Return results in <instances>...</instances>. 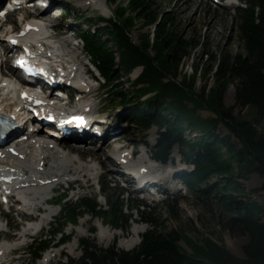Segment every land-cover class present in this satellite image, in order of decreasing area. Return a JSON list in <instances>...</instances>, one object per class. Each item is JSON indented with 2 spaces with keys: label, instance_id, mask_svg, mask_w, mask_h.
<instances>
[{
  "label": "trees",
  "instance_id": "16d2710c",
  "mask_svg": "<svg viewBox=\"0 0 264 264\" xmlns=\"http://www.w3.org/2000/svg\"><path fill=\"white\" fill-rule=\"evenodd\" d=\"M243 3L245 6L237 11L241 49L204 52L207 62L192 64V74L183 72L185 59L202 43L185 38L173 10L163 11L159 18L154 0L121 2L114 16L99 17L101 22L93 30L81 29L80 35L107 82L108 92L123 105L131 101L136 105L131 121L142 130L158 126L157 157L166 161L175 145L188 148L187 161L194 164V170L185 177L186 183L198 199L218 203L226 215L222 224L225 230L249 236L243 247L245 257H236L210 237L200 244L182 229L162 232L157 228L159 220L154 211H141L137 205L144 222L153 227L143 234L137 249L116 251L112 247L98 253L93 242L83 239L85 256L70 264H264V206L252 197L258 191L264 192V133L259 125L264 118V0ZM79 17L92 22L85 13ZM138 20L144 26L155 25L153 38L151 32H146L139 42L134 41L131 30ZM138 66L142 67L141 74L131 88H125L123 75ZM166 77L170 79L164 81ZM199 77H213L214 85L208 93L205 88L195 91ZM230 84L235 87L237 106L256 108L253 119H239L224 103ZM147 92L156 93L145 102L139 101L137 94ZM205 110L213 115L201 116L200 111ZM220 124L228 134L217 132ZM188 130L204 136L188 138ZM233 136L237 141L231 140ZM250 173L262 176L263 182L258 189L246 191L239 179ZM214 176L218 180L210 182ZM178 203L170 198L165 202L168 214L174 218L178 217ZM125 208L119 196L108 200L107 208L87 198L64 213L76 221L79 213L92 211L111 225L125 228L132 218ZM182 239L191 253L180 245ZM47 245L43 241L36 252Z\"/></svg>",
  "mask_w": 264,
  "mask_h": 264
},
{
  "label": "rangeland",
  "instance_id": "374dc122",
  "mask_svg": "<svg viewBox=\"0 0 264 264\" xmlns=\"http://www.w3.org/2000/svg\"><path fill=\"white\" fill-rule=\"evenodd\" d=\"M99 2L102 5H106L108 11L98 10L97 5L94 4L88 6L86 4V1L84 0H66L62 3H57V10L49 9L47 11V14H50L51 16L47 15V18L50 21L53 20V24L60 25L61 31L65 35L62 36L61 39L64 38L68 43V37L70 35L73 36L74 33L78 35L77 31L74 32L76 27L74 26L75 24L71 23L72 19L75 18V15H77L78 13L85 11L87 14L93 17L94 21L97 19V16H103V14L106 16L111 15V11L115 7V4H109L108 0H99ZM154 2L156 3L155 11L157 12V14H160L163 11L165 12L171 10L176 13L175 16L177 19V24L183 31L186 39L194 38L195 40L202 43V46H198L192 52V55L189 58L185 59L186 63L184 65V71H187L188 74H192V70L190 68L192 64L204 65V63L207 62L205 54L203 55L204 52H219L221 50L238 51L241 49L240 40L238 37L239 30L237 17V9L239 5H241V2L234 4L230 8L225 6H218L216 4H213L209 0H154ZM68 11L71 12L70 15L67 14ZM61 14H66L67 19L64 20V17H61ZM150 31H152V26H144L142 24V20H138L135 27L131 30V35L134 41L139 42L140 36L143 33ZM78 41L80 42L79 48L69 46L67 50L69 51L70 56H78L79 60H81L82 63H86L88 62L90 55L88 54V52H86V50L82 52L83 42H81V39H79ZM91 67L93 68V74H98L95 67L93 65H91ZM128 76L130 81H132L135 77V72H132ZM178 78L180 79V77ZM130 81L125 84L126 87L129 86ZM97 83H100V81L95 82V84ZM213 85V77L206 79L203 77H199L197 79L195 91L200 92L203 88H205L206 93H208ZM95 96L96 100L98 99V101H100V105L104 107L105 112H109L107 110L108 108L115 107V110L113 113H111V115L118 116V114L124 112L128 113L131 109V106H127L123 110L118 100L110 101L111 98L114 99L116 96L114 94H105L103 88L101 90L99 89L98 93ZM224 103L226 104V106L233 108V112L238 115L239 119L251 120L257 113L256 108L253 106L249 108H242L236 105L234 84L229 85L224 97ZM200 115L203 117H209L212 114L211 112L205 110L201 111ZM259 125L260 128L264 130V118ZM122 126L125 125L123 124ZM152 130L153 128H151L146 134H144L145 137H143V133H141V131L129 126L128 130L122 132L118 136V139L121 140V143L128 144L129 147H132V143H135V148L140 150L143 148L142 144L139 143L140 139L146 140L148 144L151 142L153 143V139L156 138V128L154 129V131ZM217 132L220 135L228 134L227 129L222 124L219 125ZM196 134L199 133L194 132L191 136V134L187 132L186 136L193 137ZM231 140L234 142L237 141L234 136ZM149 149L150 153L154 154V151L152 150L153 148ZM183 151L188 152V149L175 146L172 151L171 158L174 161H179L181 158H183ZM102 152L103 151H93L87 155L83 154L82 152L78 153H80L81 157H84L86 160L90 159V157H93L92 159L99 160L101 161V163L105 164V162H107V157H105L104 153ZM185 168L190 171L192 165L186 163ZM109 178V174H106L104 176V185L103 187L101 186V189H99V186L96 182L93 185H91V183L89 184V186H85L82 188H78V185H76L74 191L67 192L65 201L72 204H69V206L76 205L79 202V200H77V194L78 192H80L85 195L84 197L96 198L98 203L104 207L107 206L106 197L110 199L111 197L117 196H120V199L124 200V202L129 207H134L137 203V198L140 197H138L137 194H127L122 189V184L121 186H115V183L109 181ZM214 180H216V178L212 181ZM240 181L243 183L246 191H252L254 189H258L262 185L263 177L257 173H250L247 174L246 178H241ZM171 185L172 183L168 182L162 188V197L166 198L168 195L169 197H175L179 201L176 209L178 217L174 218L168 214V211L163 205L164 201H160L155 204L153 203L151 204V209L145 210V212L154 211L156 218L159 220L157 228L162 232L182 229L191 239L200 244H203L205 238L212 237V239L217 241L218 244L223 245L230 253H232L236 257L243 258V247L248 243L249 236L247 234H231L228 230L224 229L222 224L225 223L226 215L222 208L218 205V203L211 202L210 200L209 202H206L202 199H198L184 185H177V189H172ZM61 190H65V188H62ZM99 191H101V193ZM252 197L254 200L258 201L261 205L264 206L263 191L254 193ZM52 208L53 210L57 211L59 209V206L55 205ZM126 211L128 212L129 210L126 209ZM9 219V228L13 232V235L19 234L18 232L23 229L22 223L19 222L17 214H11ZM83 220H87L84 224V228L94 230L93 233L89 234V238L91 240H94L95 244H97L99 247H103L106 249L115 245L119 249L126 250L125 248L121 247V242L124 239L123 237H128V235L132 230H134L135 227H139L140 229H142V233H144L147 229L152 228L150 225L143 223L140 212L133 211L132 220L127 230H115L108 225L110 231L113 230L117 233H112L110 239L101 238L99 234V226L101 222L106 224V221H103L102 219L91 218V214L88 213L80 217L75 225L71 224V222H65L64 232L67 233L72 230L73 237L64 245L58 246L55 243L58 241L61 234H58L55 237L52 235L50 230L57 226L60 227V224L64 221L63 215L60 213L56 218H54V221L42 231V233L35 237V240L33 239L28 241L30 244H28L26 247H23L22 242L24 241L21 242L22 245L18 248L19 250L15 252L14 255L15 264H39L41 261V257H43L45 254H47L48 252H52V250L57 251L60 249H63V254H66L67 252H74V259H80V247L79 249L72 251L71 246L77 241V239L78 242L80 241V239H82L78 236V233L81 228V222ZM121 234H123L124 236H122ZM3 237L9 238V240L15 239V236L11 238L10 236H7V234L6 236L3 235ZM3 237H1L0 240L3 239ZM39 238H47L49 240L51 239V243L50 246L41 253L40 259H36V257L33 255L34 247L31 246V242H34ZM180 245L184 250L188 251V253H191L190 248L183 241H181ZM190 247L193 248V245L190 244ZM63 254L60 257L54 258V261L51 264H60L62 262H66L67 258ZM68 257L70 256L68 255ZM6 263H8V260L6 261Z\"/></svg>",
  "mask_w": 264,
  "mask_h": 264
},
{
  "label": "bare ground",
  "instance_id": "6f19581e",
  "mask_svg": "<svg viewBox=\"0 0 264 264\" xmlns=\"http://www.w3.org/2000/svg\"><path fill=\"white\" fill-rule=\"evenodd\" d=\"M52 10H55L54 6L52 5L50 7ZM49 10V9H48ZM48 10H46L45 12H47ZM108 11V10H107ZM47 15L51 16L50 14H44L43 17L46 18V20H49L47 18ZM50 21V20H49ZM5 25V24H4ZM2 25V27L4 26ZM41 25V24H40ZM5 41L2 37V35H0V43L3 44L2 42ZM58 49L52 48V52L53 53H57ZM74 65V63H73ZM3 73L6 76H10L12 73H14V69L9 67L5 70H3ZM1 82V80H0ZM3 82H6V84H9V86H14V83H12L10 80H3ZM84 82H87L86 79H84ZM15 89V87H14ZM5 90V89H4ZM2 95V94H0ZM14 93L13 90L11 89L8 93V96L4 99L2 98V96H0V106L3 107L4 109L9 108V105H13L10 104L11 102L14 101ZM94 105L92 104V107ZM154 131V129L152 130ZM121 132V130L119 131V133ZM117 133L115 135L114 138H116V136L119 134ZM156 133V130H155ZM56 136V135H54ZM113 138V139H114ZM112 139H109V141H107L106 143H103L101 145H98L95 151H104L105 147L110 146L112 144L113 141H111ZM41 142L39 141H33V139H29L27 141L21 142L18 144V148L20 150L21 153L24 154L23 158H14V157H9L4 159L3 161H0V166H11V167H21V165H18L19 163L24 164V168L23 170L26 169V175L28 176V181H30V185L31 187L28 189H25L29 194H28V199L27 202L30 203V210H33L36 214V211H41V207L42 204H44V201L50 202L49 200H47V194L49 193V188L44 186V187H39V180L37 182V178H39V176L36 175V173H32L29 172V169L34 168V164L35 162H40V161H45L46 163V167H45V172L46 175L47 174H52V177H65V176H75L77 178H82L83 177V182L85 184H88L89 180H87V176H93L94 179H98L99 180V184H101V180H100V175H99V170L96 167L97 165L95 163H97L98 165H103V163H101V161L99 160H87V161H79L81 158L80 155H76L74 150H71V148L67 151V153H59L56 149H51L50 146H41L40 144H38ZM80 143V142H77ZM64 143L61 144V146H63ZM65 145V144H64ZM72 146L77 147L79 146V144H72ZM73 149V147H72ZM123 148H119V154L123 152ZM146 153L149 154V150H147L145 153H141L139 156V159H143L146 160L147 156ZM112 158L108 157V160H111ZM15 162V163H14ZM144 166V164H140L139 168ZM112 167H110L109 169H111ZM11 171H9V175H6L8 177H10ZM71 174V175H70ZM49 177V176H47ZM95 180V181H96ZM42 183V182H41ZM37 188H36V186ZM178 187H174V189H177ZM53 213H55V211L52 209L50 210L49 213H47V215H45L42 220H48L49 216H51ZM4 216V212L1 211L0 209V230L2 229V217ZM87 220H83L81 222V228L80 231L84 228V224L86 223ZM40 222H36L35 224H32L34 226H31V224L29 225V227L25 228L24 230H22L21 232H19V234H17V238L15 239L14 242V249H18L22 243H21V239L23 238V235H25L28 231H32L33 233H35L36 231V226L39 225ZM36 225V226H35ZM32 227V228H31ZM31 229V230H30ZM142 229H140L139 227H135L134 230H132V233H130V235L128 237H126L125 239L122 240L121 242V247L126 248V249H133L135 247H137L140 243L141 240V234H142ZM103 235L101 238H106V239H110L111 234H116L117 232H112L110 230H103ZM3 232L0 231V238L3 236ZM0 244L2 245V247L0 249H3L5 254H7L8 248H7V244L5 242H0ZM75 245L71 246V249L73 251ZM71 253V252H70ZM51 254L48 253L46 257H48ZM50 257H48L49 259ZM47 259V260H48ZM8 259L6 258V261ZM46 260V261H47ZM6 261L4 263H6ZM45 260H43V262H41V264H47ZM2 263V264H4Z\"/></svg>",
  "mask_w": 264,
  "mask_h": 264
},
{
  "label": "water",
  "instance_id": "95a60500",
  "mask_svg": "<svg viewBox=\"0 0 264 264\" xmlns=\"http://www.w3.org/2000/svg\"><path fill=\"white\" fill-rule=\"evenodd\" d=\"M101 264H112V263H108V262H107V263H101Z\"/></svg>",
  "mask_w": 264,
  "mask_h": 264
},
{
  "label": "snow or ice",
  "instance_id": "6c2138e0",
  "mask_svg": "<svg viewBox=\"0 0 264 264\" xmlns=\"http://www.w3.org/2000/svg\"><path fill=\"white\" fill-rule=\"evenodd\" d=\"M21 63H23V62H21ZM77 119H81V118H77Z\"/></svg>",
  "mask_w": 264,
  "mask_h": 264
}]
</instances>
